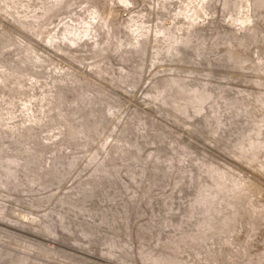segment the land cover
<instances>
[{
  "label": "rangeland",
  "instance_id": "obj_1",
  "mask_svg": "<svg viewBox=\"0 0 264 264\" xmlns=\"http://www.w3.org/2000/svg\"><path fill=\"white\" fill-rule=\"evenodd\" d=\"M0 264H264V0H0Z\"/></svg>",
  "mask_w": 264,
  "mask_h": 264
}]
</instances>
